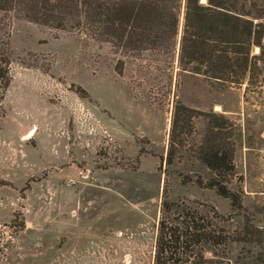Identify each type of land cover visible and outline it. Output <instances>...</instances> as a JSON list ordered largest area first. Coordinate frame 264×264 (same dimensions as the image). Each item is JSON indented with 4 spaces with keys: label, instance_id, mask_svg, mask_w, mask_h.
I'll list each match as a JSON object with an SVG mask.
<instances>
[{
    "label": "rangeland",
    "instance_id": "rangeland-1",
    "mask_svg": "<svg viewBox=\"0 0 264 264\" xmlns=\"http://www.w3.org/2000/svg\"><path fill=\"white\" fill-rule=\"evenodd\" d=\"M84 30L0 14L11 75L0 101V264H152L164 200L213 207L233 240L264 231L259 49L240 83L224 84L180 72L176 54L126 52ZM177 102L227 124L213 137L194 118L167 167ZM204 144L230 147L239 207L181 182L211 175L194 153ZM232 256L264 264V238L234 245Z\"/></svg>",
    "mask_w": 264,
    "mask_h": 264
},
{
    "label": "trees",
    "instance_id": "trees-1",
    "mask_svg": "<svg viewBox=\"0 0 264 264\" xmlns=\"http://www.w3.org/2000/svg\"><path fill=\"white\" fill-rule=\"evenodd\" d=\"M182 0H0V14L17 12L29 21L56 29L83 28L99 41L115 44L126 52L176 54V67L224 84H239L251 68V49H259L264 67V0H185L183 27L178 39ZM256 56H252L254 60ZM173 66V63H172ZM10 61L0 48V101L11 82ZM253 68V67H252ZM210 121L206 114L180 102L173 109L165 163L171 167L183 150L184 135L192 120L203 117L216 137L226 126L223 116ZM215 132V133H214ZM211 173L204 180L185 177L212 189L240 206L228 187L234 176L229 146L201 145L194 152ZM225 219L216 209L186 200H164L156 228L152 264H238L234 245H261L264 231H245V240H233ZM261 243V244H260ZM246 259V257H244ZM239 264H256L247 259Z\"/></svg>",
    "mask_w": 264,
    "mask_h": 264
}]
</instances>
